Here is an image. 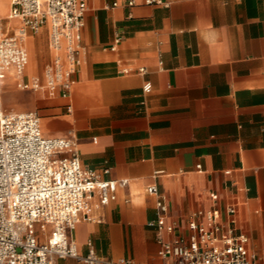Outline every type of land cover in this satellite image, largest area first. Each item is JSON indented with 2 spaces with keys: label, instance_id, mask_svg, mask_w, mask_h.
Here are the masks:
<instances>
[{
  "label": "crops",
  "instance_id": "0c3cea01",
  "mask_svg": "<svg viewBox=\"0 0 264 264\" xmlns=\"http://www.w3.org/2000/svg\"><path fill=\"white\" fill-rule=\"evenodd\" d=\"M128 1L86 0L81 63L67 98L45 88L27 93L25 110L39 114L46 136L72 133L84 166L127 180L106 204L94 192L90 219L79 221L71 238L80 253L92 246L107 258L161 264L157 229L148 225L157 208L146 188L155 184L168 221L183 224L212 207L225 218L234 206L236 231L264 264V0ZM0 7L12 33L19 22L9 17L10 0ZM48 35L47 23L26 35L24 79H42L54 55ZM18 80L8 71L0 88L21 89ZM147 80L150 92L142 89Z\"/></svg>",
  "mask_w": 264,
  "mask_h": 264
},
{
  "label": "built area",
  "instance_id": "2783aa9c",
  "mask_svg": "<svg viewBox=\"0 0 264 264\" xmlns=\"http://www.w3.org/2000/svg\"><path fill=\"white\" fill-rule=\"evenodd\" d=\"M133 3L128 1L129 5ZM145 3L168 4L165 0ZM86 10V0H10L9 17L19 23L8 33L0 14V80L11 71L19 78L21 89L45 88L67 98L73 84L71 74L81 63ZM46 23L54 55L45 65L42 79L34 76L26 80L23 75L28 52L24 39L28 32H37ZM118 40L116 37L112 49ZM122 71L129 72L130 68ZM137 71L144 72L145 68L140 66ZM151 88V82L145 81L143 91L150 92ZM66 108L70 111L71 105ZM126 182L124 178H102L96 169L84 166L72 133L46 136L35 110L2 112L0 264H54L55 256L74 257L87 264H144L132 258L100 256L92 246L80 253L70 236L79 221L90 219L87 208L96 190L106 204L115 199L117 188ZM146 190L156 196L157 215L148 225L157 229L161 264H261L258 255L247 247L248 236L235 229L234 206L225 208V218L217 207L199 208L182 224L167 220L168 206L155 184ZM210 195L217 198L215 192ZM39 232L47 233L44 241L38 240ZM164 232L172 236L166 237Z\"/></svg>",
  "mask_w": 264,
  "mask_h": 264
},
{
  "label": "rangeland",
  "instance_id": "374dc122",
  "mask_svg": "<svg viewBox=\"0 0 264 264\" xmlns=\"http://www.w3.org/2000/svg\"><path fill=\"white\" fill-rule=\"evenodd\" d=\"M1 6L8 7V0H1ZM1 12V11H0ZM4 14V13H1ZM6 22V20H3ZM30 89L0 88V114L11 110H25L26 102L29 101Z\"/></svg>",
  "mask_w": 264,
  "mask_h": 264
},
{
  "label": "bare ground",
  "instance_id": "6f19581e",
  "mask_svg": "<svg viewBox=\"0 0 264 264\" xmlns=\"http://www.w3.org/2000/svg\"><path fill=\"white\" fill-rule=\"evenodd\" d=\"M0 11L2 12V8H1V7H0ZM1 12H0V13H1ZM26 66H27V65H26Z\"/></svg>",
  "mask_w": 264,
  "mask_h": 264
}]
</instances>
